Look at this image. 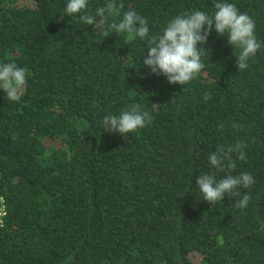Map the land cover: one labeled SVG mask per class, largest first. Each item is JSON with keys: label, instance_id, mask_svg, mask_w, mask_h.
Instances as JSON below:
<instances>
[{"label": "trees", "instance_id": "16d2710c", "mask_svg": "<svg viewBox=\"0 0 264 264\" xmlns=\"http://www.w3.org/2000/svg\"><path fill=\"white\" fill-rule=\"evenodd\" d=\"M119 2L149 36L233 3L264 44V0ZM66 3L0 0V64L28 73L20 101L0 89V264H264V47L238 71L239 50L213 30L198 45L205 68L173 85L143 65L147 39L104 37L83 13L60 20ZM104 3L89 0V13ZM132 104L152 123L126 140L107 132L104 117ZM238 141L246 159L232 174L255 183L213 207L196 179L214 171L218 145Z\"/></svg>", "mask_w": 264, "mask_h": 264}, {"label": "clouds", "instance_id": "9594fccd", "mask_svg": "<svg viewBox=\"0 0 264 264\" xmlns=\"http://www.w3.org/2000/svg\"><path fill=\"white\" fill-rule=\"evenodd\" d=\"M88 6L89 0H67L60 20L65 16L73 18L83 13L79 19L93 26V32H102L104 37L115 33L127 39H147V54L142 59L143 65L151 74L163 76L173 85H188L205 68L202 54L206 50L198 45L206 44L213 30L218 36H227L228 44L234 50H239L236 57L238 71L246 69L249 60L264 47L256 38L254 19L240 12L233 3H215V12L211 16L200 10L179 14L166 24L159 35L151 36L147 19L134 9L124 11L120 18L125 6L119 0H105L104 5L96 8L94 13H89ZM117 18L120 19L117 21ZM110 20L112 22L109 24ZM27 75L26 68L15 62L0 64V89L6 93L7 100L20 101ZM152 121L153 116L149 111L144 110L140 104H132L119 115L105 116L103 124L107 132L118 133L126 140L130 133L147 127ZM232 127L238 129L240 125L233 124ZM246 147L243 141H238L234 145H218L209 154V165L214 171L201 173L196 179L197 188L205 202L214 207L217 202L224 200L226 194L230 197L239 196V188H249L255 183L250 173L232 174L236 168V159H246ZM222 173L225 174L223 177ZM250 199V195H243L242 199L235 200L234 207L243 210L247 208Z\"/></svg>", "mask_w": 264, "mask_h": 264}]
</instances>
